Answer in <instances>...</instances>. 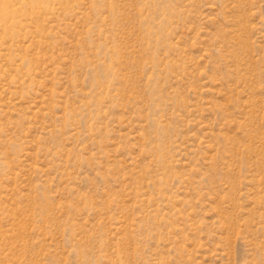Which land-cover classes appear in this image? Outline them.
Listing matches in <instances>:
<instances>
[{
  "label": "rangeland",
  "instance_id": "1",
  "mask_svg": "<svg viewBox=\"0 0 264 264\" xmlns=\"http://www.w3.org/2000/svg\"><path fill=\"white\" fill-rule=\"evenodd\" d=\"M0 264H264V0H0Z\"/></svg>",
  "mask_w": 264,
  "mask_h": 264
}]
</instances>
